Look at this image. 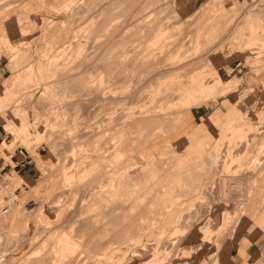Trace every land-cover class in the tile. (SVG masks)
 I'll return each instance as SVG.
<instances>
[{
    "label": "rangeland",
    "instance_id": "1",
    "mask_svg": "<svg viewBox=\"0 0 264 264\" xmlns=\"http://www.w3.org/2000/svg\"><path fill=\"white\" fill-rule=\"evenodd\" d=\"M6 3L0 143L21 138L0 157V264H221L264 188V0ZM24 122L30 133L18 135ZM15 150L33 161L30 181L1 170ZM104 194L120 200L107 217ZM40 210L49 229L36 224ZM203 228L211 243L196 235ZM53 229L74 236L72 254ZM257 256L249 264H264V244Z\"/></svg>",
    "mask_w": 264,
    "mask_h": 264
},
{
    "label": "crops",
    "instance_id": "2",
    "mask_svg": "<svg viewBox=\"0 0 264 264\" xmlns=\"http://www.w3.org/2000/svg\"><path fill=\"white\" fill-rule=\"evenodd\" d=\"M4 74H5L4 71L0 70V76H3ZM250 82L251 81L249 80V78H247L246 86L244 87L243 90L251 91L253 88L256 87L255 85H250ZM241 102L238 104H241ZM224 104H227V103H224ZM231 106L232 108L230 109V112L236 109L239 115L243 116L242 119H239L238 121L236 120L237 124L235 125L237 126V128L240 131L248 129L244 124L247 123L251 125L250 123L251 121L247 118V116H244L243 113H241L239 109H237L236 107H233V105ZM217 115L219 114H216V116ZM18 154L19 152L15 150L14 155H12L10 158L12 164L7 163L1 170L8 168L9 170L13 169L11 171H14L15 173H18V174H20V172H23L22 178L27 181H30L32 179L30 172L33 170V167H32L33 161L29 159V157L27 156H25L24 160L19 161L17 158ZM171 188L174 189V187L171 186L169 190ZM261 194L262 196H264V188L262 185L257 190V194L248 201L245 214H243V216L241 217L238 229L235 232V237L233 239V242L231 243V246H234V245L236 246L229 252V255L225 259H222L220 261L221 264H249L250 261L258 258L257 256L258 245L264 244V205L263 207L259 208ZM252 203L254 204V206L251 205ZM243 218L248 219L246 224H245V221H243L244 220ZM240 233H241V236H239L237 240V237L238 235H240ZM214 264H219L217 259Z\"/></svg>",
    "mask_w": 264,
    "mask_h": 264
},
{
    "label": "bare ground",
    "instance_id": "3",
    "mask_svg": "<svg viewBox=\"0 0 264 264\" xmlns=\"http://www.w3.org/2000/svg\"><path fill=\"white\" fill-rule=\"evenodd\" d=\"M1 1H3V0H0V8H2L1 7V5L2 4H4V3H6V2H4V3H2ZM5 1V0H4ZM72 2V1H71ZM7 4V3H6ZM6 6V5H5ZM9 7V6H8ZM5 8V7H4ZM51 8V7H50ZM164 32V31H163ZM143 34V33H142ZM156 35L157 36H161L162 35V31L161 30H158V31H156ZM156 35H154V36H156ZM156 36V37H157ZM155 39V38H154ZM6 42V41H5ZM8 43V42H7ZM5 44V43H4ZM8 44H10V43H8ZM6 46H9V45H7L6 44ZM10 47V49L11 48H13V50H12V52L13 51H15V48L14 47H12V46H9ZM126 57V56H125ZM112 59V58H111ZM110 59V60H111ZM125 59V58H124ZM123 59V60H124ZM123 60H121V61H123ZM108 61V60H107ZM126 61V60H125ZM106 62V61H105ZM104 62V63H105ZM109 62V61H108ZM50 63L51 64H53L52 63V61H50ZM83 63V62H82ZM141 63V62H140ZM144 63V62H143ZM50 64V65H51ZM77 64V63H76ZM76 64H75V66H76ZM87 64H89V63H87ZM103 64V63H102ZM125 64H127V63H125ZM33 65V64H32ZM82 65V64H81ZM80 65V66H81ZM96 65V64H95ZM112 65H114V64H112ZM141 65H142V63H141ZM85 66V65H84ZM138 66H139V64H138ZM144 66V65H143ZM31 67V66H30ZM83 67V66H82ZM106 67V66H105ZM32 68H33V66H32ZM111 68H113V67H111ZM30 70V69H29ZM29 70H26L27 71V73H29L30 74V76L32 75L31 74V71L33 70H31V71H29ZM29 71V72H28ZM29 74L27 75V74H25V75H27V77H29ZM31 77H29L28 78V80L29 81H31V79H30ZM103 82V81H102ZM89 87V86H88ZM87 89H90V88H87ZM7 93H8V91H6ZM11 92V91H10ZM5 94V93H4ZM8 95V94H7ZM6 95V96H7ZM89 95V94H88ZM98 95V94H97ZM104 95V94H103ZM102 95V96H103ZM101 96V97H102ZM90 97H92V96H90ZM100 97V96H99ZM79 98V97H78ZM104 98H105V96H104ZM108 101V100H107ZM97 102V101H96ZM102 102V101H101ZM6 102H0V110H1V108H5L7 105L5 104ZM107 103V102H106ZM8 104H10V103H8ZM13 105V104H12ZM21 105V104H20ZM100 105V104H99ZM110 105H111V103L109 104V107H110ZM113 105V104H112ZM11 106V105H10ZM8 108V107H7ZM111 108V107H110ZM7 110V109H6ZM15 111V110H14ZM113 112H115V111H113ZM14 113V112H13ZM19 113V110H18V112H16L15 113V116H17V114ZM112 113V112H111ZM64 114V113H63ZM114 114V113H113ZM162 114V113H161ZM166 114V113H165ZM164 115V114H163ZM113 116V115H112ZM3 120V126H4V129L8 132V134L9 133H11V130H12V128H14L15 127V123L13 122L14 120H12L11 119V117L9 118L8 116L7 117H5V118H3L2 119ZM70 120V119H69ZM165 120V119H164ZM25 121V120H24ZM39 121V120H38ZM74 121V120H73ZM16 122V121H15ZM75 122V121H74ZM111 122V121H110ZM161 122H163V121H161ZM109 123V122H108ZM38 124V123H37ZM78 124V123H77ZM74 125V124H73ZM71 126V125H70ZM75 127V126H74ZM16 128V127H15ZM18 129H20L19 131L17 130V134L19 135L21 132H22V134H29L30 133V128H29V126L27 125V122H26V124H25V122L23 123V124H21V126H19V128ZM93 130V129H92ZM74 131V130H73ZM20 132V133H19ZM86 132V131H85ZM92 132V131H91ZM97 132V131H96ZM108 132V131H107ZM77 133V132H76ZM80 133V132H79ZM93 133V132H92ZM12 134V133H11ZM62 135V134H61ZM12 136H14V143L12 144V145H8V144H1L0 145V157H5V156H8V155H11V153H12V149H13V147L15 146V145H17L18 143H19V140H20V138L18 137V136H16L15 134H12ZM79 137H81V136H79ZM61 138H62V136H61ZM94 138V137H93ZM100 138V137H99ZM104 138V137H103ZM68 139V138H67ZM64 140V139H63ZM96 140V139H95ZM89 142V141H88ZM95 143V142H94ZM100 143V142H99ZM71 144V143H70ZM87 144V143H86ZM77 146V145H76ZM113 146H114V144H113ZM261 146V145H260ZM83 147V146H82ZM87 147V146H86ZM75 148V147H74ZM96 149V148H95ZM117 149V148H116ZM72 150V149H71ZM70 150V151H71ZM98 150V149H97ZM94 151V150H93ZM72 152V151H71ZM84 152H85V150H84ZM83 152V153H84ZM108 152H109V149H108ZM114 152V151H113ZM65 153V152H64ZM74 153H75V150H74ZM105 153V152H104ZM115 154V153H114ZM67 156V155H66ZM82 156V155H81ZM80 157V156H79ZM102 161V160H101ZM98 164H99V161H98ZM73 166L75 165V164H72ZM97 166V165H96ZM100 166V165H99ZM105 166V165H104ZM127 166V165H126ZM125 166V167H126ZM50 167H51V165L50 164H48L46 161H41L40 162V164H39V168H40V170L42 171V172H44V171H46V170H50ZM54 167V166H53ZM52 167V168H53ZM72 167V166H71ZM70 167V168H71ZM124 167V166H123ZM122 167V168H123ZM69 168V167H68ZM73 168V167H72ZM89 168V167H88ZM100 169V168H99ZM114 169V168H113ZM101 170V169H100ZM74 172V171H73ZM101 172V171H100ZM58 174V173H57ZM67 174V173H66ZM71 174V173H70ZM73 174V173H72ZM109 174H111V173H109ZM55 175V174H54ZM68 175V174H67ZM66 175V176H67ZM113 175H114V172H113ZM144 175V174H143ZM12 176V175H11ZM112 176V175H111ZM116 176V175H115ZM96 177V176H95ZM110 177V176H109ZM8 178H9V176H8ZM7 178V179H8ZM12 178V177H11ZM98 178V177H97ZM102 178V177H101ZM108 178V177H107ZM13 179V178H12ZM12 179H9V180H11L12 181ZM73 179H74V177H73V175L72 176H69V177H67V183L68 184H70V183H72L73 182ZM109 179H111V178H109ZM15 180V179H14ZM95 180V179H94ZM113 180V179H112ZM104 181V180H103ZM127 181V180H126ZM10 183V182H9ZM13 183H14V181H13ZM14 185V184H13ZM78 185V184H77ZM85 185V184H84ZM93 186V185H92ZM96 186V185H95ZM69 187V186H68ZM70 187H72V186H70ZM112 187H114L113 185H112ZM129 187V186H128ZM83 188V187H82ZM89 188V187H88ZM107 188V187H106ZM80 189V188H79ZM123 189H124V187H123ZM122 189V190H123ZM127 189V188H126ZM72 190V189H71ZM112 190H114L115 191V187H114V189H112ZM125 190V189H124ZM129 190H131V188H129ZM66 191V190H65ZM78 191V190H77ZM81 191V190H80ZM108 191V190H107ZM106 191V192H107ZM1 192V191H0ZM79 192V191H78ZM90 192V191H89ZM105 192V193H106ZM134 192H135V190H134ZM77 193V192H76ZM87 193V192H86ZM125 193H127V192H125ZM130 193V192H129ZM129 193H127L128 195H129ZM73 194V193H72ZM78 194V193H77ZM123 194H124V192H123ZM66 195V194H65ZM76 195V194H75ZM114 195V194H113ZM127 195V196H128ZM63 196V195H62ZM94 196H96L97 197V195H94ZM104 196L106 197V195L104 194ZM112 197V194H109V196L108 197H106L104 200V202H113V203H105V204H107L106 206H102L103 208H105L104 209V211H102L101 210V213L102 214H104L105 213V210L108 208V210H106V211H108L109 212V208L112 206V204H114V201H117V200H119L118 198H115V197H113V199L111 198ZM115 196V195H114ZM123 196V195H122ZM145 196V195H144ZM77 197V196H76ZM89 197V196H88ZM101 197H103V196H101ZM65 198V197H64ZM75 198V197H74ZM90 198V197H89ZM92 198V197H91ZM95 198V197H94ZM129 198V197H128ZM132 198V197H131ZM62 199V198H61ZM117 199V200H116ZM124 199V198H123ZM139 199H140V197H139ZM9 200V199H8ZM14 200V199H13ZM95 200V199H94ZM103 200V199H102ZM101 200V201H102ZM85 201V200H84ZM97 201H99V200H97ZM120 201V200H119ZM123 201V200H122ZM130 201V200H129ZM6 202H8V201H6ZM10 202V201H9ZM75 202V201H74ZM73 202V203H74ZM125 202H126V200H125ZM2 203H3V201H2ZM62 203V202H61ZM100 203V202H99ZM122 203V202H121ZM127 203H128V201H127ZM126 203V204H127ZM21 204V203H20ZM84 204V203H83ZM95 204V203H94ZM102 204V203H101ZM119 204V203H118ZM3 205V204H2ZM62 205V204H61ZM99 205V204H98ZM98 205H96V206H98ZM119 205H121V204H119ZM7 206V205H6ZM10 206V205H9ZM95 206V207H96ZM81 207V206H80ZM90 207V206H89ZM94 207V206H93ZM100 207L101 206H99L98 208H96L95 210L93 209L92 211H95L96 212V210H99L100 211ZM115 208H117L116 206H114ZM7 209H8V211L10 210V208L9 207H6ZM15 209V208H14ZM17 209V208H16ZM78 209V208H77ZM92 209V208H91ZM111 209V208H110ZM3 209H1V211H2ZM20 210V209H19ZM117 210V209H116ZM83 211V210H82ZM111 211V210H110ZM14 212V211H13ZM94 212V213H95ZM98 212V211H97ZM115 212V211H114ZM118 212H119V210H118ZM121 212V211H120ZM124 212V211H123ZM19 213H20V211H19ZM18 213V214H19ZM23 213V212H22ZM27 213H28V217H29V219H28V223H30V221H31V218H32V212H28L27 211ZM92 213V212H91ZM107 213V212H106ZM106 213H105V216L104 217H107L106 216ZM111 213H113V212H111ZM16 216H17V214L16 213H14ZM24 214H25V212H24ZM83 214V213H82ZM109 214H110V212H109ZM11 215V214H10ZM9 215V216H10ZM15 215H13V216H15ZM22 215V214H21ZM38 215H39V218H38V220H37V222H36V224L38 223V224H40L41 226H42V228L43 229H49L50 228V226H49V224H43L42 223V220H41V217L43 216V211L42 210H40L39 211V213H38ZM27 216V215H26ZM96 216H97V214H96ZM101 216V215H100ZM99 215H98V217H100ZM110 216V215H109ZM8 217V216H7ZM112 218V217H111ZM102 219V218H101ZM113 219V218H112ZM225 219V218H224ZM226 220H228V219H226ZM226 220H222V222H225ZM115 221V220H114ZM68 222V221H67ZM85 222V221H84ZM228 222V221H227ZM116 223V222H115ZM223 224V223H222ZM66 225V224H65ZM87 225V224H86ZM94 225H96V224H94ZM37 226H39V225H37ZM36 227V226H35ZM112 227V226H111ZM183 228V227H182ZM95 229V228H94ZM39 230H41V228L39 229ZM85 230V229H84ZM101 230V229H100ZM107 230V229H106ZM182 230V229H181ZM200 230H202V228L200 229ZM34 231V230H33ZM53 231H56L55 233H57L58 234V237L60 236L59 234L60 233H58L57 232V230H54L53 229ZM45 232V231H44ZM43 232V233H44ZM48 232V234L51 232L52 233V231L51 230H49V231H47ZM86 232V231H85ZM108 232V231H107ZM42 233V234H43ZM50 233V234H51ZM54 233V232H53ZM52 233V234H53ZM55 233H54V235H55ZM45 234H47V233H45ZM57 234L55 235V236H57ZM210 234H211V231L209 230V229H206V230H204V228H203V231H200V233L198 232V233H196V235H198L199 236V238L203 241V242H206V243H211V241L212 240H210V238H211V236H210ZM44 235V234H43ZM42 235V236H43ZM53 236V235H52ZM52 236H50V237H52ZM33 237H34V235H33ZM45 237V236H44ZM53 238V237H52ZM53 239H55V238H53ZM52 239V240H53ZM212 239V238H211ZM56 245H57V243H58V245H59V249L60 250H62L63 252L64 251H66L67 253H73L74 251H75V249L77 248V245H78V242L76 241V239L74 238V236H72V235H68V236H60L59 238H57L56 239ZM52 242H54V241H52ZM102 248V247H101ZM158 255L159 254H157V256L156 257H158ZM67 256V258L69 257H71L72 255H65V253L64 254H62L61 255V260H64L65 259V257ZM44 258V257H43ZM60 258V257H59ZM69 258H68V260H69ZM48 261V260H47ZM65 261V260H64ZM43 262V261H42ZM68 262V261H67ZM2 263V262H1ZM63 263V262H62ZM215 263V262H214ZM213 263V264H214ZM70 264H72V263H70ZM204 264H206V263H204Z\"/></svg>",
    "mask_w": 264,
    "mask_h": 264
},
{
    "label": "built area",
    "instance_id": "4",
    "mask_svg": "<svg viewBox=\"0 0 264 264\" xmlns=\"http://www.w3.org/2000/svg\"><path fill=\"white\" fill-rule=\"evenodd\" d=\"M9 211L7 208H3V210L1 211V214L3 215H8Z\"/></svg>",
    "mask_w": 264,
    "mask_h": 264
}]
</instances>
